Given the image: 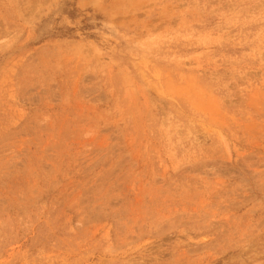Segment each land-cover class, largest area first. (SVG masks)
<instances>
[{"label": "rangeland", "instance_id": "rangeland-1", "mask_svg": "<svg viewBox=\"0 0 264 264\" xmlns=\"http://www.w3.org/2000/svg\"><path fill=\"white\" fill-rule=\"evenodd\" d=\"M0 264H264V0H0Z\"/></svg>", "mask_w": 264, "mask_h": 264}]
</instances>
